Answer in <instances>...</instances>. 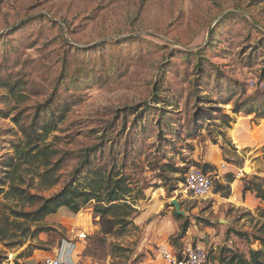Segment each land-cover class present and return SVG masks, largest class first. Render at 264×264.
Listing matches in <instances>:
<instances>
[{
    "label": "rangeland",
    "instance_id": "1",
    "mask_svg": "<svg viewBox=\"0 0 264 264\" xmlns=\"http://www.w3.org/2000/svg\"><path fill=\"white\" fill-rule=\"evenodd\" d=\"M236 102L264 106V0H0V175L23 159L25 132L55 122L33 153L55 150L60 182L46 189L37 175L44 166L23 161L16 185L48 197L70 180L83 150L100 144L92 168L124 163L141 198H129L140 210L129 231L102 237L98 248L94 202L76 215H49L38 226L50 230L34 237L36 225L13 213L33 208L2 194L0 264H43L71 239L76 264H168L163 251L197 244L210 264H256L264 118L242 105L235 112ZM226 116L231 128L218 127ZM205 162L216 168L214 188L194 198L183 191L184 172ZM168 163L181 172L165 171ZM245 184L252 190L244 193Z\"/></svg>",
    "mask_w": 264,
    "mask_h": 264
},
{
    "label": "trees",
    "instance_id": "2",
    "mask_svg": "<svg viewBox=\"0 0 264 264\" xmlns=\"http://www.w3.org/2000/svg\"><path fill=\"white\" fill-rule=\"evenodd\" d=\"M221 93V92H220ZM205 100H208L210 103L213 102L212 96L209 94L202 96ZM201 99V97H196ZM229 96L223 98L222 103L227 104L230 102ZM170 103V102H169ZM170 105H173L170 103ZM239 105L241 109L251 110L254 113H258L259 117L264 118V106L236 102L235 112H241V110H236ZM168 106V105H167ZM256 108V109H255ZM200 108L197 109L199 111ZM163 115H172L171 111L164 110ZM195 112L194 115L198 112ZM200 114V113H199ZM227 120L221 122L218 127H227L231 128L232 121L230 117L226 116ZM167 122V121H165ZM198 125V128H201L200 122H195ZM55 122H43L41 126H38V129L32 128L31 132H25L28 140V148L22 152L23 159H19L11 168V170H3L5 174L0 175V196L2 194L9 197L15 198L18 203L28 207L33 208L32 210L25 211L23 209L14 208L13 213L15 217L22 218L23 223H31L36 225V230L33 233V236H37L42 232L49 231L48 227H39L38 223L46 219L49 215L58 213L62 209H67L71 214L76 215L79 213L86 205L93 203V211L96 217H99L100 231L97 235V240H99V247L103 246L105 243V238H102L108 234L120 233L125 234L130 226L134 223V219L139 215L140 210L136 208L133 204L135 199H141L139 196L136 198L132 196V193L135 190L134 183L131 181L128 175L124 173L125 164H113L112 167L108 170L93 169L91 155L101 149L100 144H96L90 147H87L83 150L78 166L74 169L70 180L56 193L45 197L40 194H32L27 189L20 188L15 184L17 176L14 174L18 169H20V164H37L38 166H44L43 172H38V177L41 179V182L45 185V188H51L60 182L59 176H57L58 166L57 163L53 164L51 157L49 156V151L53 153L55 150H51L47 145L40 149L37 148L36 152L33 153L36 147L39 146V143H43L48 135L55 130ZM33 127V126H32ZM196 130H191V133H195ZM219 133L222 135V130H219ZM214 143H217L216 140ZM31 149V150H30ZM30 151V152H29ZM28 153H33L28 155ZM53 154H56L53 153ZM20 155V154H19ZM12 165V164H10ZM199 167L203 169L204 172L209 173L210 169H216L214 165L209 162L204 164L197 163ZM168 167V169H166ZM165 171H170L174 173L181 172L176 166L171 164L164 165ZM89 171L87 176H84V171ZM187 172V171H186ZM10 173H13L12 175ZM184 174H186L184 172ZM230 182L234 180V176L231 175ZM185 180V179H184ZM9 186V189L6 191L5 187ZM252 188L245 184L244 193L246 191H251ZM226 195H229L226 193ZM257 196L264 200V190L257 188ZM129 198H133L134 201H130ZM135 198V199H134ZM261 216L264 217V206L260 208ZM176 216L182 217L181 214L176 213ZM30 228H27V233ZM188 230V224L184 225L182 228V233H185ZM102 234V235H100ZM260 240L263 245L261 250H253V259L256 264H263L259 257H261V252L264 257V238H257ZM23 246V245H22ZM35 248H28L29 250L23 252L20 257L29 258L33 255L35 249H43V246H34ZM18 260V259H17ZM119 264V263H114Z\"/></svg>",
    "mask_w": 264,
    "mask_h": 264
},
{
    "label": "built area",
    "instance_id": "3",
    "mask_svg": "<svg viewBox=\"0 0 264 264\" xmlns=\"http://www.w3.org/2000/svg\"><path fill=\"white\" fill-rule=\"evenodd\" d=\"M214 184L211 173L204 172L199 166H192L187 170L182 186L183 191L194 198H207L211 195ZM76 237L84 240L87 235L85 232H79ZM76 247L73 239L64 240L60 249L44 257L43 264H76L73 256ZM163 258L168 264H210L209 252L201 244L189 245L180 250H165Z\"/></svg>",
    "mask_w": 264,
    "mask_h": 264
},
{
    "label": "water",
    "instance_id": "4",
    "mask_svg": "<svg viewBox=\"0 0 264 264\" xmlns=\"http://www.w3.org/2000/svg\"><path fill=\"white\" fill-rule=\"evenodd\" d=\"M248 169H249V168L246 167V168H245V171H248ZM172 203L174 204L177 213L183 215V211L181 210V205H180L179 201H177V200H173Z\"/></svg>",
    "mask_w": 264,
    "mask_h": 264
},
{
    "label": "bare ground",
    "instance_id": "5",
    "mask_svg": "<svg viewBox=\"0 0 264 264\" xmlns=\"http://www.w3.org/2000/svg\"><path fill=\"white\" fill-rule=\"evenodd\" d=\"M248 171H249V169H248Z\"/></svg>",
    "mask_w": 264,
    "mask_h": 264
}]
</instances>
